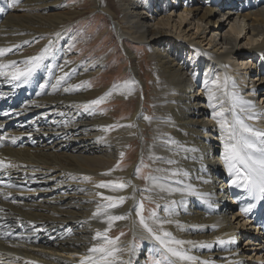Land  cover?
Wrapping results in <instances>:
<instances>
[{"label":"bare ground","instance_id":"1","mask_svg":"<svg viewBox=\"0 0 264 264\" xmlns=\"http://www.w3.org/2000/svg\"><path fill=\"white\" fill-rule=\"evenodd\" d=\"M153 1L116 0L112 6L108 0H92L91 11L109 17L123 46H130V40L138 43L148 64L144 70L141 61H130L125 80L102 86L96 78L107 59H83L76 65L69 57L74 49L71 26L83 13L78 2L18 0L9 7L10 0H0V48L12 49L0 56V63L16 61L24 67L28 57L49 48L27 83L17 86L0 76V161L15 165L0 168V264H80L92 255L88 249L101 242L93 237L108 227L107 215L127 216L113 222L107 233L119 237L118 260L264 264L258 259H264V199L233 184L235 173H229L222 158L235 118L264 132V0H242L219 40L214 35L231 0H184L174 15L165 10L168 0L161 9L144 10ZM243 35L247 41L240 44ZM185 48L203 67L193 76L183 66ZM246 52L253 55L243 58ZM125 55L133 58L129 51ZM251 57L263 61L255 71ZM59 77L64 79L57 84ZM131 80L136 83L124 88ZM113 85L120 87L113 90ZM110 90L103 103L87 111L82 107ZM259 93L262 103L256 101ZM210 96L214 107H209ZM214 113L221 114L217 119L226 122L225 128ZM78 134L83 141L75 138ZM136 145L140 156L126 166V154ZM143 172L155 180L143 179ZM110 181L127 187H96ZM105 196L126 199L107 215L93 216L109 203ZM235 198L241 209L251 210L234 213ZM141 202L153 231L170 233L165 240L185 241L173 246L194 259L171 256L148 236L135 215ZM152 211L155 221L149 219ZM246 224L255 231L241 232ZM241 238L258 245L255 258L239 248ZM154 253L156 261L150 257Z\"/></svg>","mask_w":264,"mask_h":264},{"label":"snow or ice","instance_id":"2","mask_svg":"<svg viewBox=\"0 0 264 264\" xmlns=\"http://www.w3.org/2000/svg\"><path fill=\"white\" fill-rule=\"evenodd\" d=\"M18 3V0H10L9 7H14ZM59 36V33L56 34ZM27 43V41H25ZM52 41H49V45ZM11 48H0V56H4L6 53L11 52ZM49 51L48 47H45L40 55L28 57L22 63L25 65L24 67H17L16 61H9L7 64L0 63V76H6L9 79V82H17V86H19V82L27 83L32 74L36 71V69L40 66L41 61L44 59L45 55ZM6 69H10L6 71ZM67 73H65V76ZM64 77H59L57 80V84ZM136 82L134 80L126 81L123 85L124 88H130V85H134ZM215 83V81H214ZM57 85H53L56 87ZM43 87V85H41ZM118 85H113V90L117 89ZM65 91H69V89H65ZM112 94V91L105 93L104 96H101L97 99L91 100L88 103L82 105V107L87 111L92 106L99 105L104 102V100ZM129 94H131L129 90ZM212 97H209V107H214L211 103ZM241 103H245L241 101ZM221 115L218 113H214L213 119H217V116ZM146 120L149 117H144ZM249 119H254V116H249ZM217 123L220 124L221 128L226 127V122H221V120L217 119ZM236 125L239 126V131L236 130ZM131 126V125H129ZM113 127V126H109ZM255 137V139H252ZM4 139V137L0 136V140ZM230 142L225 143V151L222 154V158L225 161V167L228 169L229 173H235L236 179L232 181L237 187H242L246 189L253 197L258 199H264V132L259 131L255 128L250 127L245 124L243 120L238 117L235 118V124L230 126ZM15 143V139L12 141ZM124 154L121 153V156ZM10 166L15 167V165H5L4 161H0V168ZM139 171V169H137ZM109 173H105L104 175H108ZM85 179H89L85 177ZM145 179H153L154 177H146ZM98 188H111L112 191L122 190L127 185L125 183H115V182H101L97 184ZM162 190L167 191H177V189H164L163 186H160ZM97 195H101L97 193ZM7 199V197H5ZM103 199L109 201L108 204L104 205L102 208L98 207L97 212L93 213V216H98L103 212L107 215L108 209H114L119 207L124 203L125 197L119 196H105ZM147 199V197H146ZM15 203V201H13ZM168 209L165 208V211ZM251 210V206L249 208H243L241 211L247 213ZM2 211V209H0ZM144 205L141 202L135 208V215L139 219V223L144 229L145 232L148 233V236L157 241L161 247L165 250V252L169 253L171 256L178 257L181 260H192L194 257L185 255L181 250L173 245H183L186 243L182 240L169 239L165 240L164 237H170V233L163 232L162 235H157L152 227L146 221V218L143 215ZM127 219L126 215H107L106 223L108 227L104 229V232H96V235L93 237L94 240H100L101 242L97 243L93 247L88 249V252L92 255L84 257L80 264H131L130 260L117 259V254L122 250L116 247L117 241L119 237L112 239L109 238L107 233L113 226V222ZM149 219L156 220V212L152 211L149 214ZM123 235V233H121ZM187 243H191L190 241ZM220 243H224V241H220ZM134 249H129V252H133Z\"/></svg>","mask_w":264,"mask_h":264},{"label":"rangeland","instance_id":"3","mask_svg":"<svg viewBox=\"0 0 264 264\" xmlns=\"http://www.w3.org/2000/svg\"><path fill=\"white\" fill-rule=\"evenodd\" d=\"M72 1L78 2V4L82 6L83 13L73 20V23L71 26V29L73 30V34H71V35H73V39H74V42H73L74 49L72 51V54H70L69 57L72 58V60L74 61V63L76 65H77V63H80L83 59L92 60L95 57L107 59L108 61L106 63V67L102 70V74L100 75V77L96 78L97 79L96 83H102V86H107V85L112 84L115 81L125 80L128 77L127 73H129V72H128L127 68L130 66V61L134 64L138 61H141L143 63L144 70L148 69V64L146 61V58H147L146 53L141 51V47H139V48L137 47V46H139V45H137L138 43L130 40V43H131L130 46L126 45V44H124V46H123V44L120 42L119 38L115 35V33H113V25H112L109 17H107V16L105 17V15L101 14L100 11H94V12L91 11L92 10L91 9L92 0H71V2ZM157 1L158 0H154L151 3L152 5H150V7L143 5L142 2H141V4H142V7L145 6L144 10L148 9L150 11H154V10H158L159 8L161 9L165 5L164 4L165 0L161 1L160 2L161 4L159 3V6H158ZM175 1L174 0H168L166 2L165 10L168 14L174 15L173 13L175 11H177L179 8L178 4L182 5L184 2V0H175ZM241 1L242 0H231L228 4V8L224 9L225 11H227L228 9H231V12H228V13L227 12L224 13L225 11L221 12L223 14V17H220L222 23H219V24H222V25L217 30L218 32H216V35H214L216 39L219 40L223 36L225 31L230 29L228 18L230 17V18L235 19L236 15H235L233 10L238 7V5L241 3ZM108 2L112 6H115V4H116V0H108ZM199 4H200V2H199ZM215 17H217V15ZM239 19L240 18H237V21ZM108 32H110V34H108ZM125 41H127V40H125ZM239 41H240L239 42L240 44H243L244 42H246L247 41V35L240 36ZM259 41H260V39H259ZM255 44H256L255 42L253 44H247L246 45L247 50L249 49V47L251 45H255ZM133 45H135V46H133ZM202 45L204 46L205 49L211 48V45H209V46L206 45L205 41H203ZM209 49H207V50H209ZM125 51L131 52L133 58L128 59L127 56L125 55ZM188 51H189V49L185 48V53L187 52V54H186L185 63L183 66H184L185 70L187 71V73H190L193 76V74H196L197 72H201V69L203 67H201V64L199 66V61L197 59L193 58L192 51H190V54L192 56L190 54H188ZM251 55H253V54H251V53L247 54V52H246V54L242 57L248 58ZM142 59H143V61H142ZM250 59H252V69L254 68V71H255V68L257 69L259 66L263 65L262 64L263 61H262V63H260V60L258 58L253 60V58L251 57ZM36 70H37V72L35 71V73H38L39 72L38 69H36ZM253 75H254V73L251 76L254 77ZM36 79H37V76H36V78L35 77L33 78V82ZM53 81H54V79H51V82H53ZM93 83H94V81L89 82V84H93ZM263 84L264 83H262V85ZM195 90L197 91L196 87H195ZM257 98H258V100H257ZM256 101H258V102L262 101L260 93L258 94V96H256ZM112 105H114V104H112ZM115 106H119V105H115ZM114 110H115V114L117 115L119 113V111L115 107H114ZM108 111H110V110H108ZM67 114H68V112H67ZM78 131L79 130H77L76 132L75 131H71V132L78 133ZM69 133H68V135H69ZM76 137H78L79 141H83L81 134L76 135L75 138ZM72 138L73 137H70L68 139L72 140ZM85 143H87V142H85ZM135 144H137V143H135ZM141 151L142 150L139 151V148L136 145L133 147V150L127 152L126 157H125L126 166L133 164L135 162V160L137 159V157L140 156ZM141 168H145V167L141 164ZM143 175H145L143 177V179H145V177L148 174L147 173L145 174V172H143L142 176ZM101 178H102L101 180H105L104 178H106V176L101 177ZM229 181H230V179H228L226 181V184H228ZM241 204L242 203L239 202L238 198L236 200H234V203L232 204L233 205L232 211L234 213H239L241 211V208H240ZM238 219H240V217H238ZM243 221H241L240 223H243ZM253 231H255V229L252 228L251 225L246 224L242 228L241 232L249 233V232H253ZM116 233H119V230H116ZM243 239L244 238H241V240L239 242V248L243 249L246 253H248V254H246L247 256L248 255L253 256L255 254V252L259 251V249H257L258 248L257 244H254L253 242L247 243ZM253 244H254V246H253ZM251 248H253V249L251 250ZM252 252H254V253H252ZM256 256L257 255L253 256L252 258H255ZM150 257H153L154 261L159 259L158 255L156 253L152 254V256H150ZM262 258H264V255ZM258 259L264 260V259H261V257H259ZM144 264H148V262H146Z\"/></svg>","mask_w":264,"mask_h":264}]
</instances>
